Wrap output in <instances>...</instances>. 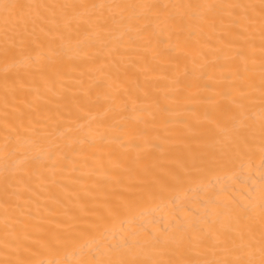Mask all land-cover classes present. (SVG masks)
<instances>
[{"label": "bare ground", "instance_id": "1", "mask_svg": "<svg viewBox=\"0 0 264 264\" xmlns=\"http://www.w3.org/2000/svg\"><path fill=\"white\" fill-rule=\"evenodd\" d=\"M0 264H264V0H0Z\"/></svg>", "mask_w": 264, "mask_h": 264}]
</instances>
